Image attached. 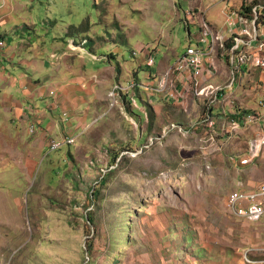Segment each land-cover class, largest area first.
I'll return each instance as SVG.
<instances>
[{
    "label": "rangeland",
    "instance_id": "1",
    "mask_svg": "<svg viewBox=\"0 0 264 264\" xmlns=\"http://www.w3.org/2000/svg\"><path fill=\"white\" fill-rule=\"evenodd\" d=\"M41 1L46 7L52 3ZM62 1L66 17L56 20L49 7V18L23 12L17 26L36 30L29 39L18 37L25 56L20 54L19 64L10 67L24 71L26 89L36 94L30 97L44 101L29 102L25 112L39 121L45 117L54 127L46 128L51 133L40 146L36 125L19 128V122L0 120V264H264V221H248L227 205L233 190L255 189L264 182V154L241 163L260 129L247 116L257 115L258 108L247 113L245 100L230 95L229 102L245 108L234 116L236 111L222 113V124L214 111L211 128L187 124L201 120L206 104L216 105L209 101L218 85L209 79L187 93L183 103H170L169 95L154 86L127 91L133 81L156 83L165 68L156 52L164 44L167 56L184 47L175 33L180 14H169V0H145L148 7L142 8L134 0ZM241 1L222 3L238 8ZM244 2L250 9L257 5L264 23V0ZM7 4L0 5L4 13L10 10ZM173 6L177 14V3ZM220 6L206 14L222 19ZM33 8L38 12L40 6ZM188 10L195 11L181 10L182 20ZM6 17H0L3 23ZM84 23V31L71 33V27ZM50 25L56 31L43 27ZM135 50L140 54L133 55ZM145 53L154 54V65H146ZM135 73L141 82L133 79ZM253 75L243 85L257 92L260 81ZM52 80L62 86L58 99L57 91L48 89ZM41 90H47L48 99L39 95ZM189 98L196 101L195 113L184 106ZM232 117L240 122L236 130L228 124ZM67 138L74 143L67 144ZM52 141H60L53 147L59 150L49 149Z\"/></svg>",
    "mask_w": 264,
    "mask_h": 264
},
{
    "label": "crops",
    "instance_id": "2",
    "mask_svg": "<svg viewBox=\"0 0 264 264\" xmlns=\"http://www.w3.org/2000/svg\"><path fill=\"white\" fill-rule=\"evenodd\" d=\"M51 1H52V3L49 4V7L54 9V11L51 13V15L53 17H55L56 20H58L60 17H66V11L64 9L63 1L62 0H51ZM126 1H128V0H124L123 3L126 4ZM244 1L245 0L241 1L238 8H233V7L228 6V5L224 6L223 0H204L202 2V4H199L197 6H182L181 0H169V4L171 6V9L169 10V14H171V16H173V17H176L178 14H180V16L177 18V24H176L177 28H175V33L177 36L176 37L177 44L179 45V39L180 40L183 39L184 47L180 48V50L178 51V53L176 55L167 56L168 50H167L166 44L163 45L164 49L161 51V53L156 52L159 55L160 66L165 67L164 69H162V71H164L166 68L172 67L174 65V62L177 58V55L180 54L187 45L192 44L193 41L195 42L196 36L198 34L197 22L196 21L192 22L188 19H185V17H184L185 20H182L181 10L185 9L186 7H192L193 9H195V11L199 15L206 18V20L208 21V23H210V25L213 27L214 30H220L221 32L224 33L225 38L228 40V47H231L234 44V41L232 39L233 36L235 34H237V32L242 27V25L239 21V16H246L247 13L252 16L253 9L257 8V5H256L252 9H250V7L248 5H246L247 3ZM3 2H4V0H0V5L3 4ZM41 2H42L41 0H30V1L29 0H8V4H7V0H6L7 6L5 7V9H10V10H8L6 13H4L0 9V17L7 16L4 23H3V19H0V41H6L7 42V44L0 47V96H1L0 105H1V103L4 104L2 107H0V120H1V118H4L7 125L9 124V122H11L13 124H15L16 122H19L18 126H16L19 128L20 127H28V123L36 125V133H35V134H37L36 135V141L39 142L40 146H43L42 140L45 141L44 140L45 136L49 135L51 133L50 130H49V132H47L48 130L46 128L48 127L49 129H51L54 127V125L51 123V125L49 127L50 123L46 124L44 119H43L45 117H41L42 118V119H40L41 121L36 120L35 118H37V117L33 114L29 115L28 113L25 112V109H26V106L28 105L29 102L33 103L35 105V104H42L44 101L40 100V98L30 97L31 95H36V94H35V92L29 93L30 91H29L28 87L26 89L27 82H28V75L25 74L24 71L15 70V68H16L15 66L10 67V64H16V63L19 64V62L21 60V57H20L21 53L19 52L17 44H16L18 37L24 38V39H26V38L29 39L30 37H28V36H30L33 33V31L36 30L35 27L28 26V25H24L22 29L17 27L18 25H21L23 23L21 20L22 19L21 13L24 12L26 15L30 14L32 16L39 15L40 17H42L44 19L50 17V13L47 16L45 15L46 12L48 11L49 7H46V5L41 6ZM94 2H96V5H97L99 0H94ZM105 2H107V1H105ZM175 2L178 5L177 9H179L177 14L173 13V10L175 9L173 6V3H175ZM204 2L206 3L205 5H204ZM35 3H37L40 6L38 12H35L33 10L34 9L33 4H35ZM96 5L93 4L91 6H92V8H94ZM21 6H27L31 9H29L27 11H20L19 9L21 8ZM134 6L137 8H142L144 6L148 7L147 2L145 0H134ZM219 6H220L219 11L222 15V19L214 18L212 16V13H210V15L206 14V11H208L211 7H219ZM15 7H18V11H15V10L12 11ZM107 7H110L109 3L107 5ZM245 7H249V11L247 9H244ZM59 8H60V10H59ZM121 10L118 9L119 14L121 13ZM230 11H234L237 13L230 16V13H229ZM232 17L234 18V20ZM99 18H100V16L98 13L97 17L92 18L93 24H96L97 20ZM225 20H227V21H225ZM184 21L186 22V24ZM232 21L234 22V24L231 25L230 27H235V25H236L235 32L233 34H231V32L229 31V28H228V26L232 23ZM104 24H106V22ZM43 27L47 28L50 32L56 31V28L54 27V25L43 26ZM99 29L103 30L104 29L103 25ZM173 29H174V27H170V31H173ZM166 30L169 31V28ZM3 31H7L8 34L2 35L1 33ZM194 35H195V37H193ZM46 38H47V36H46ZM167 38H168V40H171V37L168 35V32H167ZM92 44H93V42H92ZM195 44H196V42H195ZM87 45H88V43H87ZM219 51H220V53H219ZM219 51L216 54V63L218 65V71L213 75H209V74L204 75V78H208L209 81H212L215 84H217L219 88L221 87V89H219L217 91V99L218 100L215 102L216 105H213L214 107H212L213 111H216V113L220 116L217 119L218 120L217 122H219L218 124H220L221 121L224 120V116L222 115V113L224 115H232V114L228 113V111H230V112L236 111V112H233L232 116H234L235 113L239 112L237 110L239 107L245 108L242 105H237L236 100L234 101V103L229 102L228 98L230 95H232L233 98H237L238 101L242 100V99L245 100V104L247 106L245 110L247 111V113H248V110H247L248 108L255 107V108H258L257 111L259 110L258 100L260 97V91L256 87L255 88L257 89V92L253 89L246 88L243 85L244 84L243 82L247 81L249 78H250V81H251V79H254L255 76L253 74L257 75L256 79L258 81H260V79L264 76V73H262V71L259 68L242 64L241 67L238 68L236 71L235 80L233 81V83L231 85L228 86L227 85L228 81H230V79L234 75L236 66L239 65L238 58H237L238 53L233 55L229 51H225V52H223L221 50H219ZM21 55L25 56V53H22ZM164 57H166V59L161 60ZM21 62L24 63L25 61H21ZM42 67L43 68H48V67L50 68V66L47 63H42ZM133 75H134V78H133ZM133 75L131 78L137 79L141 82V80L139 79L138 73H135ZM184 76H187V75H184ZM175 78H177V75L175 76ZM244 78H246L245 81H244ZM127 83H128V81H127ZM142 83L143 84L138 83L139 88H143V86L148 87V88H150L151 86L155 87V84H151L150 81L147 83L142 81ZM48 89H49V91L51 89H54L55 91H57V92L61 91V93H62V86L60 85L59 82H57L55 80L51 81ZM57 92H56V95H57V99H58V97L61 96V93L59 92L57 94ZM156 92L158 93V91H156ZM27 93H29V94H27ZM50 94H51V92H50ZM39 95L41 97H43V99H48L47 98V90H41ZM56 95H54V96H56ZM240 95H241V98H238ZM44 96H45V98H44ZM169 97L171 98V99H169L170 103H175L177 101L183 103V100H181L182 98H179V97L175 98V97H171V96H169ZM195 102L196 101L193 100V98H189L188 102L185 103L184 106L191 113H195V111H197V109H196L197 104ZM205 107H206V105H205ZM205 107L202 111L203 113H204ZM33 111H35V113L39 112L38 110H33ZM58 111H60V108L57 110V112ZM57 112H54V113H57ZM50 117H52V116H50ZM232 118H235V117H232ZM232 118H230V119H232ZM189 123H190V125L195 124V123H199V124L203 125L204 127H205V125H207L206 123H201L200 120H195V119H192V120L189 119V122L187 124H189ZM254 124H258V121ZM0 125H2L1 121H0ZM37 125L39 127H37ZM218 127H220V125H217V128ZM259 127H260V129L258 131L260 133L261 132V125H259ZM213 128H214V126H213ZM0 129H1V127H0ZM221 133H223V132H221ZM254 136H256V134ZM249 143H250V141L248 142V147H247L245 154L243 155V158L248 153ZM230 149H231V147H230ZM263 154H264V150L260 153L259 156L255 157L251 162H254ZM250 163H248V164H250Z\"/></svg>",
    "mask_w": 264,
    "mask_h": 264
},
{
    "label": "built area",
    "instance_id": "3",
    "mask_svg": "<svg viewBox=\"0 0 264 264\" xmlns=\"http://www.w3.org/2000/svg\"><path fill=\"white\" fill-rule=\"evenodd\" d=\"M229 13L232 16L237 12L230 11ZM259 15L260 13L254 8L252 16L248 13L246 16H239L242 27L232 38L234 44L228 47V40L225 38L223 32L214 30L206 18L194 10L186 11L185 19L192 22L196 21L198 24V34L195 39L196 44L187 45L177 55L174 65L160 72L154 91L164 92L171 97L182 99L187 93L193 90L196 91L197 85L208 79L204 78L205 74L213 75L218 71L216 54L219 50L223 52L229 51L233 55L238 53L239 65L236 66L234 75L228 81V86L235 80L236 71L242 64L257 67L264 73V26H261L264 23L260 20ZM233 24L234 22L232 21L228 26L231 34L235 32L236 28V25L235 27H230ZM0 45L3 46L4 43L1 42ZM138 54L140 52L137 50L133 52L135 56ZM145 63L148 66H152L154 64V54L145 53ZM176 75L177 78H175ZM116 86L119 88L118 85ZM136 86H139V84L133 81L131 84L128 83L126 85V89L127 91L133 90ZM219 89L221 87L217 86L215 88V96L210 97V103L218 100L217 91ZM259 91V110L256 112L257 115H248L247 118L249 122L256 123L258 121V125H261V132H258L257 136L250 141L248 153L241 159V163L243 164L250 163L264 150V76L260 79ZM212 107L213 104H206L200 120L201 123H206L211 128L216 124ZM211 114L213 117H211ZM228 124L233 130H236L240 126V122L235 118L228 120ZM30 132H34L33 127L30 129ZM72 142L73 139L67 138V144H73L74 142ZM58 143L60 141H52L49 149L51 151L59 150L53 149ZM227 205L234 214L248 221H264V182L260 183L255 189L233 190L228 196Z\"/></svg>",
    "mask_w": 264,
    "mask_h": 264
},
{
    "label": "trees",
    "instance_id": "4",
    "mask_svg": "<svg viewBox=\"0 0 264 264\" xmlns=\"http://www.w3.org/2000/svg\"><path fill=\"white\" fill-rule=\"evenodd\" d=\"M244 9L249 10V7H245ZM87 23H89V20H86V24H87ZM86 24L84 23V24H81V25L78 26V27H75V26L71 27V28H70L71 33H73L74 31H76V30H78V29L84 31V30H85V25H86ZM71 35H73V34H67V36H69V37H70ZM105 179H106V178H104V179L102 180L101 184L105 182ZM97 193H98V192H97V190H96V191L94 192L95 196H97ZM90 222H93V219H92V218H90Z\"/></svg>",
    "mask_w": 264,
    "mask_h": 264
}]
</instances>
